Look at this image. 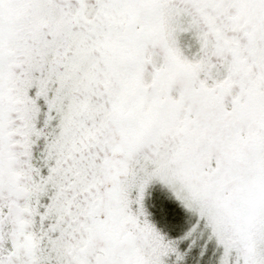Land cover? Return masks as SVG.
<instances>
[{"label": "snow or ice", "instance_id": "obj_1", "mask_svg": "<svg viewBox=\"0 0 264 264\" xmlns=\"http://www.w3.org/2000/svg\"><path fill=\"white\" fill-rule=\"evenodd\" d=\"M0 264H264V0H0Z\"/></svg>", "mask_w": 264, "mask_h": 264}, {"label": "rangeland", "instance_id": "obj_2", "mask_svg": "<svg viewBox=\"0 0 264 264\" xmlns=\"http://www.w3.org/2000/svg\"><path fill=\"white\" fill-rule=\"evenodd\" d=\"M161 194H164L162 190H161ZM177 213H178V215H179V217L181 219H185L186 223L183 224V227H185V226L189 227L192 222L194 223L192 216L191 215H186V217H185V214L183 213V211L181 209H179L178 206H177Z\"/></svg>", "mask_w": 264, "mask_h": 264}, {"label": "trees", "instance_id": "obj_3", "mask_svg": "<svg viewBox=\"0 0 264 264\" xmlns=\"http://www.w3.org/2000/svg\"><path fill=\"white\" fill-rule=\"evenodd\" d=\"M185 228H187V227L185 226Z\"/></svg>", "mask_w": 264, "mask_h": 264}]
</instances>
